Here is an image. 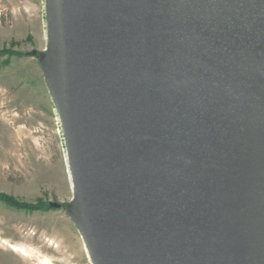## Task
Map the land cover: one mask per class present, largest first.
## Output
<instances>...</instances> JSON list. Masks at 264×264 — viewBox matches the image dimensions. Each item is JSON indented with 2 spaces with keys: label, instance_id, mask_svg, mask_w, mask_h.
<instances>
[{
  "label": "water",
  "instance_id": "water-1",
  "mask_svg": "<svg viewBox=\"0 0 264 264\" xmlns=\"http://www.w3.org/2000/svg\"><path fill=\"white\" fill-rule=\"evenodd\" d=\"M46 29L91 263L264 264V0H46Z\"/></svg>",
  "mask_w": 264,
  "mask_h": 264
},
{
  "label": "rangeland",
  "instance_id": "rangeland-1",
  "mask_svg": "<svg viewBox=\"0 0 264 264\" xmlns=\"http://www.w3.org/2000/svg\"><path fill=\"white\" fill-rule=\"evenodd\" d=\"M46 44V0H0V51L22 54L0 57V196L62 206L29 212L0 200V264H92L64 213L72 189L60 121L37 58L25 55Z\"/></svg>",
  "mask_w": 264,
  "mask_h": 264
},
{
  "label": "trees",
  "instance_id": "trees-1",
  "mask_svg": "<svg viewBox=\"0 0 264 264\" xmlns=\"http://www.w3.org/2000/svg\"><path fill=\"white\" fill-rule=\"evenodd\" d=\"M25 55H27V54H25ZM3 56H8V57L18 56V57H21L22 54L13 53V52H10V51L2 50V51H0V57H3ZM0 200H2L4 204H6L7 206H9L11 208H14V209H17V210L29 211V212L42 211V210H46V209L50 208L48 204L47 205L43 204V203L24 204V203H19V202L13 200V199L6 198V197H3V196H0ZM61 208H62V206H61Z\"/></svg>",
  "mask_w": 264,
  "mask_h": 264
},
{
  "label": "bare ground",
  "instance_id": "bare-ground-1",
  "mask_svg": "<svg viewBox=\"0 0 264 264\" xmlns=\"http://www.w3.org/2000/svg\"><path fill=\"white\" fill-rule=\"evenodd\" d=\"M68 178H69L68 181H69V184H70V188L72 189V184H71V180H70L69 172H68ZM8 247H9L12 251L19 252V253L23 254L22 251H20V249L17 248L16 246L8 245Z\"/></svg>",
  "mask_w": 264,
  "mask_h": 264
}]
</instances>
